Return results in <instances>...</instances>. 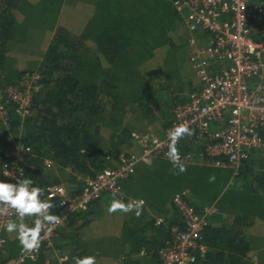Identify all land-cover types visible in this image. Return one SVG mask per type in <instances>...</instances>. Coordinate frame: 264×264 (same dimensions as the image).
<instances>
[{
  "label": "trees",
  "instance_id": "1",
  "mask_svg": "<svg viewBox=\"0 0 264 264\" xmlns=\"http://www.w3.org/2000/svg\"><path fill=\"white\" fill-rule=\"evenodd\" d=\"M76 1L70 6L65 0H0L2 87L18 86L26 74L40 75L30 115L21 119L15 105L6 104L1 141L7 145L13 137L30 148L23 163L24 179L43 189L62 184L73 194L81 191L86 178L114 167L120 154L137 152L134 134L146 131H138L135 122L146 126L159 122L157 134L163 135L172 122V110L196 88L182 77L176 58L178 49L170 33L185 22L172 0ZM200 35L205 38V33ZM163 47L171 51L160 66L154 65ZM187 49L189 55V43ZM260 136L262 149L252 151L236 169L200 163L197 153L202 147L185 137L179 151L197 157L194 164L183 163L186 172L176 175L169 160L157 158L121 180L125 203L145 201L140 217L131 212L132 219L123 221L120 237L129 249L122 264H161L159 250L173 240L175 227L184 226L173 203V197L182 193L199 215L205 208L215 209L201 233L206 251L198 264H253L254 252L261 255L260 244L254 241L264 240V158L257 155L264 150V130ZM210 176L214 182H209ZM113 200L103 194L86 210L72 212L55 232L53 248L43 246L34 261L23 264H55L53 250L67 257L64 264L95 254L79 228H69L78 220L87 224L89 215L104 214ZM148 209L161 218L159 223L146 217ZM50 211L62 215L57 208ZM32 220L14 221L32 226ZM7 234L5 261L21 249Z\"/></svg>",
  "mask_w": 264,
  "mask_h": 264
},
{
  "label": "built area",
  "instance_id": "2",
  "mask_svg": "<svg viewBox=\"0 0 264 264\" xmlns=\"http://www.w3.org/2000/svg\"><path fill=\"white\" fill-rule=\"evenodd\" d=\"M172 3L182 13L191 34L188 60L197 81L196 88L188 94L185 102L172 110V122L163 135L152 132L134 134L137 152L120 154L114 167L104 168L95 177L86 178L79 193L69 192L62 184L45 188L42 199L51 197V201L56 202V208L62 212V223L49 226L52 231L46 235L41 248L52 249V238L64 225L66 217L72 212L86 210L103 194L124 202L126 197L120 181L132 176L141 164L150 165L157 158L168 160L169 133L174 126L187 124L194 131V135L186 137L192 145L202 147L197 157L207 167L236 169L252 151L262 148L264 39L255 40L251 29L256 20L264 18V0H172ZM200 32L205 33L202 44L196 38ZM39 80V74H26L18 86L2 87L0 76V121L4 125L7 124L8 103L15 105V112L21 119L30 115L32 93L40 88ZM1 136L2 133L1 179L9 182L24 179L23 163L30 155V148L13 137L4 145ZM180 155L183 163H196L194 152H180ZM45 163L49 166L48 161ZM135 202L138 201H132ZM173 203L182 215L184 226L182 229L175 227L173 240L159 250L161 264H193V257L198 264L199 257L206 251V246L200 243L201 233L206 218L215 209L205 208L202 214H197L184 202V193L176 194ZM10 218L14 221L17 216ZM8 219L0 216V264L34 261L41 248L31 255L22 254L20 249L16 257L4 260ZM51 259L56 261L55 264H64L68 260L55 250Z\"/></svg>",
  "mask_w": 264,
  "mask_h": 264
},
{
  "label": "clouds",
  "instance_id": "3",
  "mask_svg": "<svg viewBox=\"0 0 264 264\" xmlns=\"http://www.w3.org/2000/svg\"><path fill=\"white\" fill-rule=\"evenodd\" d=\"M194 135V131L187 124L174 126L169 133L168 151L166 157L175 170L174 174L179 175L187 171L177 148L179 141ZM215 177L210 176L209 182H214ZM45 189L33 185L30 179H16L15 182L0 180V216L9 217L5 231L16 233L22 254H36L39 252L46 235L52 231L50 225H60L62 219L59 215L52 214L50 210L57 207L51 202V197L42 199ZM145 201L139 200L135 203H125L119 199L113 200L107 206L109 215L115 213L128 214L134 212L136 217L143 213ZM15 215L20 221L25 218H33L32 226L23 222L13 221L10 217ZM47 228V232L45 229ZM42 232L45 233L42 236ZM97 254L73 257V264H97ZM66 259V258H65ZM193 264L195 258L193 257Z\"/></svg>",
  "mask_w": 264,
  "mask_h": 264
},
{
  "label": "crops",
  "instance_id": "4",
  "mask_svg": "<svg viewBox=\"0 0 264 264\" xmlns=\"http://www.w3.org/2000/svg\"><path fill=\"white\" fill-rule=\"evenodd\" d=\"M262 21V22H261ZM252 37L261 41L264 35V19L256 20L252 24ZM263 34V35H262ZM199 44L203 43V38L196 34ZM149 220H161L158 215L153 214L149 209L147 210ZM132 214L115 213L109 215L107 211L103 214H94L86 217L87 224L83 225L84 220H78L69 230L79 228V232L84 235V238L90 245V251L97 255V264H122L123 253L129 249V246L121 239L123 221L131 220ZM131 218V219H130ZM85 220V221H86ZM76 221V220H75ZM17 222V221H16ZM19 223V221H18ZM158 223V222H157ZM8 235V234H7ZM7 237V236H6ZM16 238V233H9L8 240ZM257 255V253H256ZM142 259V253L138 255ZM259 262H261V255H258ZM262 264V263H259Z\"/></svg>",
  "mask_w": 264,
  "mask_h": 264
},
{
  "label": "rangeland",
  "instance_id": "5",
  "mask_svg": "<svg viewBox=\"0 0 264 264\" xmlns=\"http://www.w3.org/2000/svg\"><path fill=\"white\" fill-rule=\"evenodd\" d=\"M65 1L70 6L76 5V3L78 2V1L75 2V0L74 1L73 0H65ZM81 3H83V2H81ZM260 20H262V18L258 19V21H260ZM170 35L172 36L175 47L178 49L177 54H176V58H178V61H179L181 75L185 79L186 82H188L189 84L191 83L192 86L193 85L195 86L197 84V81H196L194 72L190 68V65L188 62V49H187L188 42H187V40L189 39V33L186 31L185 26L181 25L179 28H177V30L170 33ZM263 38H264V35L262 36V39ZM38 51L39 52L43 51L42 47H39ZM170 51H171V49L168 47H163V48L159 49V52L157 53V57L154 60L155 61L154 65L160 66L161 59L163 57H165L166 55H169ZM154 65H153V67L155 68ZM163 69L164 68L161 65V71ZM134 125L137 126L138 131L139 130H142V131L145 130L146 132H152V133H157L158 131H160V128H161V123H159V122L155 123L152 126H146L145 124L136 123V122L134 123ZM259 152H261V151H259ZM257 155H258V158H261V157L264 158V150L261 152V154H257ZM257 243L260 244V246H258L257 250L261 252V263L264 264V240L263 241L262 240L254 241V244H257ZM255 255H256V252H254V256ZM256 256L257 257L255 258V261L253 264H259L258 252H257Z\"/></svg>",
  "mask_w": 264,
  "mask_h": 264
}]
</instances>
